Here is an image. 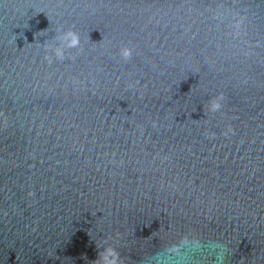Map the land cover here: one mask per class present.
<instances>
[{"label":"water","instance_id":"95a60500","mask_svg":"<svg viewBox=\"0 0 264 264\" xmlns=\"http://www.w3.org/2000/svg\"><path fill=\"white\" fill-rule=\"evenodd\" d=\"M109 248L264 264V0H0V264Z\"/></svg>","mask_w":264,"mask_h":264},{"label":"clouds","instance_id":"9594fccd","mask_svg":"<svg viewBox=\"0 0 264 264\" xmlns=\"http://www.w3.org/2000/svg\"><path fill=\"white\" fill-rule=\"evenodd\" d=\"M57 39L60 41L59 46L46 45L44 47L46 51L45 58L48 60L49 63H52L53 60L56 61L65 60L66 58H68L66 56L67 53L66 50L69 48L71 49L79 48L81 44L79 35L71 30L63 31L59 33ZM49 50H50V54H48ZM120 54L124 59H127L131 56V50L128 48H124L121 50ZM222 99H223L222 96L213 99L208 106V110L210 112L219 111L222 106L220 102ZM228 131L233 133V130L231 129H229ZM227 134L228 133L226 132L225 135ZM101 264H117V257L112 249L109 248L104 250L103 255L101 257Z\"/></svg>","mask_w":264,"mask_h":264}]
</instances>
